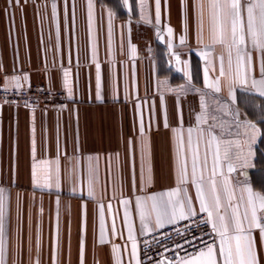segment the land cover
Returning a JSON list of instances; mask_svg holds the SVG:
<instances>
[{
  "label": "crops",
  "instance_id": "obj_1",
  "mask_svg": "<svg viewBox=\"0 0 264 264\" xmlns=\"http://www.w3.org/2000/svg\"><path fill=\"white\" fill-rule=\"evenodd\" d=\"M251 2L258 19L259 0ZM194 4L186 0L185 31L181 0H160L159 23L156 0H91V8L89 0H0V86L43 83L65 89L70 100L63 109L0 103V255L5 264H81V240L83 264H140L141 236L186 220L178 217L156 227L148 197L159 200V194L174 192L171 200L183 202L187 195L196 214H207L200 211L193 183L194 153L202 197L213 206L219 197L232 235L233 213L242 218L247 207L244 189L264 195V97L259 95L264 52L257 47L251 53L248 83L239 84L235 48L229 76L230 23L225 44L214 43L219 13L203 0L201 23ZM246 43L252 48L250 37ZM217 78L219 92L206 84ZM246 122L260 129L250 149L243 134ZM206 132L221 140L218 163L216 142ZM236 140L247 165L229 172L225 151ZM142 210L150 222L142 223ZM213 213L219 227L214 207ZM215 232L213 259L224 264ZM252 235L257 264H264V241L259 230ZM201 251L183 260L208 264Z\"/></svg>",
  "mask_w": 264,
  "mask_h": 264
},
{
  "label": "snow or ice",
  "instance_id": "obj_2",
  "mask_svg": "<svg viewBox=\"0 0 264 264\" xmlns=\"http://www.w3.org/2000/svg\"><path fill=\"white\" fill-rule=\"evenodd\" d=\"M18 4L19 0H15ZM210 6L219 13L221 20L220 34L218 37H214V43L225 44V27L230 23L231 28V43L228 45L229 49V76L232 72V48L236 50L237 58V70H236V80L241 85H247L248 74L251 70L252 56L251 53L258 47L262 52H264V0H259V16L258 19L254 15V5L251 0H209ZM12 3V0H9ZM194 7L198 10V16L202 23L203 17V0H195ZM89 8H91V0H89ZM182 14L185 20V31H186V0H181ZM246 10V19L243 16V12ZM53 12L55 13V4H53ZM160 20V0H156V22L159 23ZM168 32L171 35L173 29L168 28ZM246 36L250 37L252 48L247 47ZM184 37H181V42H183ZM179 59V57H177ZM221 59L220 77L225 76L223 57ZM67 75V74H65ZM261 75L264 77V64L261 67ZM27 79V77H25ZM208 87H212L215 91L219 92L220 79L217 78L214 83H207ZM252 87H257V81L252 80ZM232 85L229 84V94L232 95ZM100 90V75H99V65H97V94L99 96ZM259 95L264 97V79L259 81ZM201 120L202 117H197ZM167 126V125H166ZM243 127L245 132L243 133L248 137L247 143L249 149L251 145L255 143L256 138L260 135V129L256 127L255 124L246 122ZM250 130V133L249 131ZM141 134L144 132L143 123H141L140 128ZM191 133L192 129H189V145H191ZM210 138V141H215L217 145V152L215 157V162H219V146L221 140L219 137L212 135L211 132H206ZM34 144V142H33ZM230 147L225 151V159L229 161V172L235 171L237 164L239 167L244 168L247 165V159L241 155L240 142L239 140L229 142ZM232 147L235 151H232ZM183 144L181 143L178 149V156L182 152ZM34 154V146H33ZM249 151V155H250ZM235 161L236 163H233ZM205 165L207 160L205 159ZM187 171L183 161L180 164L179 178L184 180L186 178ZM197 155L193 154L192 161V177L193 183L197 187V199L200 201V211H206L208 215V221L212 223V228L217 231L221 238L220 252L224 256V264H257V256L254 247L253 230H259L260 238L264 241V195H253L251 188H245L244 190L248 192L247 207L241 218L239 214L233 213L231 230L234 231V235L230 233V225L226 220L225 216L220 213V200L217 196L215 199V204L210 205L205 198L202 197V185L197 183ZM202 180L203 177L201 176ZM33 180H36L35 165L33 166ZM247 183V181H245ZM213 190H215V183L213 182ZM91 195V181H90V193ZM160 199L157 196L148 197V199L153 201L152 213L155 215V225L156 227H162L165 222L172 223L178 217L181 219H187L196 215L195 209L193 208L190 198L185 195L183 202L172 201L171 196L173 193L159 194ZM167 195L169 199H163V196ZM127 204V201H123ZM3 190L0 189V250H2V237H3ZM137 206H140V199H137ZM213 207L219 217V227L213 219ZM250 209V214H249ZM141 221L144 223L146 220L150 222L151 216L145 211L140 213ZM125 219L127 220V213L125 214ZM147 226V224H145ZM129 237L131 238V228L129 229ZM233 241L235 242L233 245ZM104 240V229H103V216L101 212V235L100 243L103 244ZM225 243L227 247L225 248ZM133 249L135 250V244H133ZM115 251V249H114ZM199 256H207L208 264H216L213 259V247L211 245L207 246L206 251H201ZM0 264H5L2 255H0ZM81 264H83V240H81ZM178 264H196L195 259L183 260L181 259Z\"/></svg>",
  "mask_w": 264,
  "mask_h": 264
},
{
  "label": "built area",
  "instance_id": "obj_3",
  "mask_svg": "<svg viewBox=\"0 0 264 264\" xmlns=\"http://www.w3.org/2000/svg\"><path fill=\"white\" fill-rule=\"evenodd\" d=\"M65 89L49 88L43 83L25 87L0 86V103L32 108L63 109L69 104ZM208 215L199 213L184 221L140 237V264L175 263L217 243Z\"/></svg>",
  "mask_w": 264,
  "mask_h": 264
},
{
  "label": "water",
  "instance_id": "obj_4",
  "mask_svg": "<svg viewBox=\"0 0 264 264\" xmlns=\"http://www.w3.org/2000/svg\"><path fill=\"white\" fill-rule=\"evenodd\" d=\"M165 263H170V261L168 259H163V264Z\"/></svg>",
  "mask_w": 264,
  "mask_h": 264
}]
</instances>
